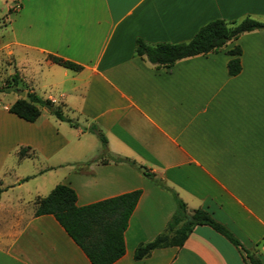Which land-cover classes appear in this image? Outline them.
<instances>
[{
  "label": "crops",
  "instance_id": "0c3cea01",
  "mask_svg": "<svg viewBox=\"0 0 264 264\" xmlns=\"http://www.w3.org/2000/svg\"><path fill=\"white\" fill-rule=\"evenodd\" d=\"M3 49L19 91L60 107L78 128L41 109L26 122L0 100V264H91L37 204L58 185L84 207L140 190L114 264H247L221 234L197 226L182 247L136 249L165 232L173 195L130 165L144 167L228 228L264 264V31L242 34L218 53L157 68L136 55L150 45L193 39L211 21L264 23V0H13ZM241 72L231 76L229 52ZM49 56L82 67L65 69ZM97 126L107 139L83 128ZM25 149L24 156L19 155ZM107 149V150H105Z\"/></svg>",
  "mask_w": 264,
  "mask_h": 264
},
{
  "label": "trees",
  "instance_id": "16d2710c",
  "mask_svg": "<svg viewBox=\"0 0 264 264\" xmlns=\"http://www.w3.org/2000/svg\"><path fill=\"white\" fill-rule=\"evenodd\" d=\"M253 31H264V23L252 18H245L240 22L217 19L203 26L188 42L150 45L138 39L136 55L145 58L157 68H170L183 59L218 53L229 42L244 33ZM228 54L233 57L228 63L229 74L237 76L241 72L239 59L241 50L236 48ZM49 60L74 72L82 70L80 65L69 60L55 56H49ZM18 85L19 76L15 73L1 92H18ZM41 109L47 110L56 119L69 123L72 127L80 126L69 119L60 107H56L51 101L44 100L36 94L27 93L25 98H20L12 104L8 111L26 122L34 123L39 119ZM83 130L95 134L103 147H107V139L97 126L92 125ZM25 151L22 149L19 155L23 157ZM120 160L136 167L147 179L169 191L177 205L176 213L168 223L165 232L154 241L139 246L134 253L135 260H143L149 257L154 250L160 248L182 247L195 227L206 225L225 237L241 253L247 264H262L260 259L243 247L228 228L214 220L209 213L203 210H189L176 192L164 183L156 181L144 167H137L134 162L128 160ZM1 192L0 188V195ZM141 194L140 190L133 191L88 206L78 207L76 192L67 185H58L37 204L35 216H53L87 256L91 264H114L125 255V232Z\"/></svg>",
  "mask_w": 264,
  "mask_h": 264
},
{
  "label": "rangeland",
  "instance_id": "374dc122",
  "mask_svg": "<svg viewBox=\"0 0 264 264\" xmlns=\"http://www.w3.org/2000/svg\"><path fill=\"white\" fill-rule=\"evenodd\" d=\"M18 9L19 7L13 0H0V100L4 104L9 102L13 95H11V92L5 93L1 91L11 81L15 72L12 58H9L7 52L3 49L4 42L9 40V33L5 30V24L7 25L9 10L14 12Z\"/></svg>",
  "mask_w": 264,
  "mask_h": 264
},
{
  "label": "water",
  "instance_id": "95a60500",
  "mask_svg": "<svg viewBox=\"0 0 264 264\" xmlns=\"http://www.w3.org/2000/svg\"><path fill=\"white\" fill-rule=\"evenodd\" d=\"M19 95H20V97L21 98H25V96H26V93H25V91H19Z\"/></svg>",
  "mask_w": 264,
  "mask_h": 264
},
{
  "label": "built area",
  "instance_id": "2783aa9c",
  "mask_svg": "<svg viewBox=\"0 0 264 264\" xmlns=\"http://www.w3.org/2000/svg\"><path fill=\"white\" fill-rule=\"evenodd\" d=\"M19 7V6H18Z\"/></svg>",
  "mask_w": 264,
  "mask_h": 264
}]
</instances>
